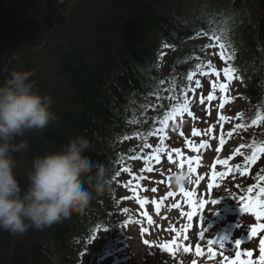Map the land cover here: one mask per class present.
Segmentation results:
<instances>
[{"label":"trees","instance_id":"16d2710c","mask_svg":"<svg viewBox=\"0 0 264 264\" xmlns=\"http://www.w3.org/2000/svg\"><path fill=\"white\" fill-rule=\"evenodd\" d=\"M225 18L232 23L222 38L234 45L232 66L244 81V98L264 112V0H0V84L13 70L33 73L34 90L52 99L57 117L17 138L28 142L13 154L21 188L28 187L35 158L63 150L74 137L89 141L85 154L112 181L110 192L49 228L23 235L0 229V264H81L98 232L121 235L120 170L133 168L151 128L180 100L185 75L206 60L205 44L195 39L210 37L198 33L217 31L214 21ZM151 36L158 40L150 48ZM160 44L174 45V76L160 70ZM244 117L251 122L257 115ZM247 129L264 140V119Z\"/></svg>","mask_w":264,"mask_h":264},{"label":"rangeland","instance_id":"374dc122","mask_svg":"<svg viewBox=\"0 0 264 264\" xmlns=\"http://www.w3.org/2000/svg\"><path fill=\"white\" fill-rule=\"evenodd\" d=\"M164 51L166 52L164 53V56H161L162 60L160 62V66L162 64L163 67L162 73L165 75H171L174 73L172 61L175 57V54L171 53V51L167 48H164ZM210 52L212 53L214 63L218 64L219 69L222 70L223 68L221 67L224 66L225 60L221 58L219 54V48L213 47L211 48ZM233 84L234 83L230 84L232 88H229V90L227 89L228 97L226 98V101L229 100L228 103L217 98L219 91H221L222 88H216L214 86L211 91L216 92L211 94V96H213L211 101L206 97H202L204 103L200 102L201 99L199 100V108L196 117H199L202 120L204 126L199 127L196 125V123H194L196 117L191 119L188 127L185 128L184 126H181L180 130H178L175 135V144H172L173 146L175 145L174 147H176L178 151L186 147H188L186 150L191 147L196 148V146L202 142L201 137L197 138L198 133L207 129L210 135L209 139L204 140L207 145L210 144L207 150L211 152V146L214 145V137H217V134L225 133V137L227 139L229 138V142L226 143V146L229 150L228 152L233 156L232 159L235 157L237 150L236 147L239 142L236 141L237 138L235 136L232 140L230 137L233 135L231 129L235 127V124L232 123L231 117L234 113L244 110L246 108V104L242 101H239L238 99L240 92L239 83L236 82L235 86H233ZM221 105H223L225 111L222 109H217L221 108ZM216 111L225 113L221 118L226 121L225 124L220 125L221 128L218 130L217 119L219 113H215ZM129 145L130 144H128V146ZM216 148L217 147L215 145L211 154L216 150ZM173 152L175 153L176 151ZM174 155H176V158H178L177 154ZM148 156L149 155H143L141 161L140 159L139 161L133 160L132 164L139 167L140 165H143V160L144 162L149 160V158H147ZM171 158L175 157L172 156ZM240 161L241 160L238 159L236 163ZM169 164L170 161L166 160L160 167H163V169H169ZM123 169H125V167L121 168V177L119 179H123L124 187L122 189L120 186L117 195H115V200L117 201V212L128 207V203L122 202L124 201V196L128 194V188L126 185L130 186L136 184L137 186L136 190L134 191L135 193L138 189V185L143 183L139 180L140 177L134 176L130 171H123ZM163 169L157 170L155 175L152 177L154 179V183L152 184L151 189L155 190L156 188L158 189L160 187L163 189V184L159 187L161 181L158 179V175L162 178L164 177L162 174L164 173L162 172ZM171 173H175L174 170H171ZM193 175L196 176L195 173H193ZM234 177L238 176L236 175ZM200 180L201 179L199 175L197 178H192L182 190L173 186V188L170 189L171 194H166V198L169 199L167 202V207L162 213L157 215L153 214L155 211L153 208L154 204L159 203V200H156L159 196L158 193L154 194V196L150 195L149 199H146L140 207L129 203L130 207H133L135 211L139 212L136 213L133 210V215L138 216L137 219H133L131 217L132 212L129 216L123 215L122 217H119L121 219V225L126 224L127 226V230L124 232L126 235H123V239L125 240L122 243H117L114 239H111L106 235L99 236V238L94 240L89 247L91 256L99 261H93L87 256L84 258L83 264H88V260H91L92 264H120L118 257H126L129 261L128 264H188L189 261H191V263L195 262V264H225L223 256L228 255L230 258H235V253L237 251L252 252L253 255L251 257H244V259L258 261L260 258V244L261 241H264V231H258L255 236L252 235V232H248L246 236L242 235L241 237L237 238L240 239L247 237V240L245 242L242 241V244L239 248H237L234 242L231 243L228 241L231 238L224 234V229L228 228L229 230L228 224H234V222L236 223L239 219L243 220V223H241V226H243L241 227L242 230L240 226L238 227V231L240 232L246 230L248 226L255 225L256 227L257 225L264 223V220H262L259 224H257L256 217L251 211L243 213L241 212L240 208L247 204L250 195L242 196L235 190V188H233L234 192L227 188L225 190L226 194H224L225 197L220 200L219 204L213 205L210 198L206 199L203 203L198 198L193 197L196 185L200 183ZM236 183L237 181L232 184L233 187L239 184ZM260 186L264 187L263 184ZM227 187L229 186L227 185ZM151 189L150 187L146 189L148 190V193L150 192L149 194H151ZM261 199L262 196L259 194V200ZM165 201H167V199ZM178 204L179 208H174V205ZM192 204L194 205L192 206ZM201 205H204V207L202 208ZM198 210L205 213V220L200 227V231L201 229L205 230L204 237H210V235H212L211 240L215 241V243L212 245L208 244L207 248L203 250V254L200 257L197 255L195 246L192 244L193 240L188 242L189 240L193 239V237L195 238L196 235L195 216L196 211ZM215 211L218 214H215ZM127 212H130V210ZM189 216H191V219H189ZM239 222L240 221H238V223ZM219 234H222V238L217 239ZM204 237L202 240H204ZM221 239H223V241H221ZM145 241H148V243L146 244ZM116 243V246L122 245V247L119 248L120 252L118 255H111L110 253L113 251H110V248ZM198 243L200 244V241H197V246ZM206 245L207 243L205 244V247ZM185 247L189 248L192 254L188 255L185 253L183 251ZM116 248L117 247H115V249ZM210 249L211 251H209ZM227 249L232 250L229 252ZM97 250L100 252L105 251L109 254L107 256L105 254L104 256L100 257V255L96 253ZM213 254L214 258L210 259L209 257Z\"/></svg>","mask_w":264,"mask_h":264},{"label":"clouds","instance_id":"9594fccd","mask_svg":"<svg viewBox=\"0 0 264 264\" xmlns=\"http://www.w3.org/2000/svg\"><path fill=\"white\" fill-rule=\"evenodd\" d=\"M32 75L13 70L0 84V229L13 235L60 223L112 189L105 167L85 154L89 141L83 137L72 138L61 151L35 158L28 187L21 188L13 154L27 150L28 142L17 143V138L43 130L57 119L51 111L52 99L34 90ZM190 181L185 172L171 178L181 190Z\"/></svg>","mask_w":264,"mask_h":264},{"label":"snow or ice","instance_id":"6c2138e0","mask_svg":"<svg viewBox=\"0 0 264 264\" xmlns=\"http://www.w3.org/2000/svg\"><path fill=\"white\" fill-rule=\"evenodd\" d=\"M214 22L220 26L217 31H214L212 33H198V34L209 35L210 39L213 41V44H211L209 46L218 47L220 50L219 54H220L221 58L224 59L226 62L230 61V60H232V54H231L230 48L233 47L234 45L228 41H225L222 37H223V33L228 31V26L232 23V21H231V19L225 18V19L215 20ZM165 46L166 47H174V45H165ZM234 71H235L234 66L229 65V67L224 69L225 76L228 77L229 74L234 72ZM187 79L189 81H191L192 77L188 76ZM159 83L161 85H163L165 83V81H160ZM196 84H197V86H199V81H197ZM221 87L223 88L224 86L222 85ZM165 91H167V89H165ZM212 99H213V96L209 95L208 100L211 101ZM200 102L204 103L203 98H201ZM221 107H223V105H221ZM188 114L191 115V112H189ZM261 118L264 119V117H261ZM253 123H255V121H253ZM237 127H242V125H237ZM201 146L203 147L204 145H201ZM260 152H264V145H262L258 149H256V151L253 152V155L251 157H246V160L249 162L254 161L257 158V153H260ZM157 159H158V157H157ZM220 163L226 166L228 162H227V160H225V161H221ZM123 171H128V169L125 168V169H123ZM116 175L118 176L119 173H117ZM261 179H264V177H262ZM208 186L212 187V185H208ZM248 192L252 193L253 188L249 187ZM259 192L262 196L261 200L256 201V200L249 199L247 204H245L242 208H240V210L242 213L251 211L257 220H264V187H261L259 189ZM211 203L213 205H217L220 203V200H212ZM201 207L203 208L204 205H201ZM214 213L218 214V213H216V211ZM189 219H191V216H189ZM201 219L203 220V217H201ZM258 231H264V223L259 224L256 227H254L252 229V235L255 236ZM93 239H95V237H93ZM221 241H223V239H221ZM207 242L209 245H212L215 243V241H213V240H208ZM145 243L147 244L148 241H145ZM234 243L237 246V248H239L242 244V241L239 239H236L234 241ZM231 250L232 249H230V250L227 249V251H229V252H231ZM183 251L185 253H187L189 251V249L184 248ZM209 251H211V249ZM196 253L198 256L203 254L199 247H197ZM252 255H253L252 252L237 251L235 253V258H230L228 255H224L223 260H224L225 264H264V241H261V244H260V258L258 261L244 259V257H251ZM209 258L210 259L214 258V254L212 256H210ZM193 264H195V262H193Z\"/></svg>","mask_w":264,"mask_h":264},{"label":"bare ground","instance_id":"6f19581e","mask_svg":"<svg viewBox=\"0 0 264 264\" xmlns=\"http://www.w3.org/2000/svg\"><path fill=\"white\" fill-rule=\"evenodd\" d=\"M158 2H161L162 4H165V2H166V0H157ZM159 6H161V4H159ZM217 13L218 14H221V12H218L217 11ZM62 15H64V16H62ZM62 15H60V17L59 16H57L56 17V24L55 25H57L59 22H61L63 19H64V17H65V13L64 12H62ZM167 39V38H166ZM168 39H170V40H173V41H176V39H174V38H172V37H169ZM157 40H158V38H155V37H153V36H151V37H149L148 38V43H147V45L151 48V45H154L156 42H157ZM161 45V44H160ZM237 46L238 47H240L239 46V44L237 43ZM16 52H13L12 54L13 55H15L16 56V54H15ZM264 64H262V66H263ZM253 70H254V72L255 73H259V71H258V69L256 68V67H254L253 66ZM158 125H155V126H153L152 128H151V130H152V132H156V131H158ZM216 145V147L217 148H220L219 146H218V144H214L213 145V147ZM218 157H217V159H216V161H222V159L220 158V157H222V156H224V157H226L227 155L226 154H224V153H219L218 155H217ZM224 195V191H220L219 192V197L220 198H218V199H214V200H221V199H223L224 197H225V195ZM202 247V246H201Z\"/></svg>","mask_w":264,"mask_h":264}]
</instances>
